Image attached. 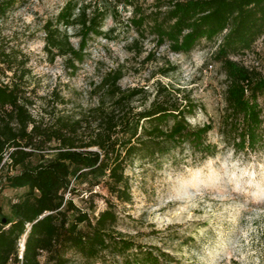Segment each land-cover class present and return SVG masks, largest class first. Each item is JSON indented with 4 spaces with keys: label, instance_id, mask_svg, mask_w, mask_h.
Listing matches in <instances>:
<instances>
[{
    "label": "trees",
    "instance_id": "obj_1",
    "mask_svg": "<svg viewBox=\"0 0 264 264\" xmlns=\"http://www.w3.org/2000/svg\"><path fill=\"white\" fill-rule=\"evenodd\" d=\"M19 1L0 0V17ZM119 6L132 9L129 23L141 40L154 37L158 48L187 55L203 40L219 42L214 58L227 79L219 133L236 153L264 151V75L236 60L264 38V0H154L149 6L141 0H68L44 25V50L77 72L90 39L109 38L112 30H104L109 18L120 22ZM69 29L76 30L78 47ZM139 42L133 44L136 55L143 52ZM155 58L151 52L145 61ZM26 64L0 43V74L8 80L0 82V177L9 189L27 190L11 204L12 217H0V264H75L78 258L103 264L175 262L120 231L117 207L133 201L128 171L136 164L161 166L187 149L194 163L218 155V146L208 140L213 124L193 126L189 120L200 105L185 91L158 82L153 100L139 109L135 101L147 102L150 95L143 88H123L119 68L103 77L96 87L99 103L83 117L53 114L46 122L45 114L31 112ZM101 187L107 196L94 193ZM83 190L90 194L86 208L73 198ZM98 196L106 208L96 213Z\"/></svg>",
    "mask_w": 264,
    "mask_h": 264
},
{
    "label": "rangeland",
    "instance_id": "obj_2",
    "mask_svg": "<svg viewBox=\"0 0 264 264\" xmlns=\"http://www.w3.org/2000/svg\"><path fill=\"white\" fill-rule=\"evenodd\" d=\"M67 1L20 0L0 17V43L13 50L19 61L27 62V92L35 103L31 107L35 116L42 112L46 122L53 114L83 117L98 105L96 87L103 77L120 68L125 75L123 88H143L150 95L147 102L135 101L139 109L150 104L160 82L185 91L200 105L196 116L189 118L193 126H214L208 140L218 146L216 157L194 163L187 149L183 154L175 151L161 166L136 164L128 171L133 201L117 207L119 230L140 245L168 253L175 258L171 264H264V151L236 153L219 133L227 88L226 75L214 58L219 42L203 40L187 55L175 54L168 46L158 48L154 37L139 38L129 23L132 9L119 6L120 22L109 18L104 26L105 31L112 30L109 38L93 36L85 61L72 73L64 58L52 60L44 50V25L56 18ZM153 2L141 0L145 6ZM68 33L78 47L76 30ZM137 39L141 55L134 50ZM151 52L155 60L145 61ZM236 60L264 75V38ZM171 68L176 70L161 74ZM3 81L8 80L0 74ZM26 191L9 189L0 177V217H12L11 204ZM94 193L108 195L102 187ZM89 195L83 190L73 198L86 208L91 205ZM94 203L96 213L106 208L99 196ZM75 264L103 263L78 258Z\"/></svg>",
    "mask_w": 264,
    "mask_h": 264
}]
</instances>
